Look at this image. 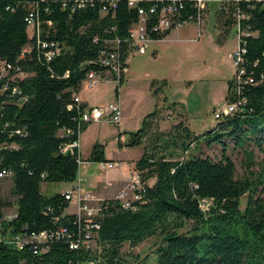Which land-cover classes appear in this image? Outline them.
I'll use <instances>...</instances> for the list:
<instances>
[{
	"label": "trees",
	"instance_id": "trees-1",
	"mask_svg": "<svg viewBox=\"0 0 264 264\" xmlns=\"http://www.w3.org/2000/svg\"><path fill=\"white\" fill-rule=\"evenodd\" d=\"M198 1L0 0V62L11 66L0 81V170L12 173L16 197L10 220V204L0 198V264H128L124 246L154 236L162 242L157 264H264V158L255 160V151L264 155V1L225 0L216 16L220 39L240 25L242 67L255 82L239 90L230 82L227 102L247 100L237 113L202 136L182 122L152 136L155 111L130 134L125 147H144L135 164L142 183L138 200L127 207L118 198L102 200L94 216H79L68 212L63 192L43 193V185L76 181L79 149L64 150L90 125L80 122L88 105L77 97L90 72L111 74L101 58L119 42L128 66L129 31L139 10L173 5L174 18L190 23L199 18ZM31 19L39 34L29 33ZM50 51L56 52L52 59ZM147 139L153 141L144 146ZM203 143L220 145L221 159L186 155ZM230 144L244 152L241 176ZM88 161L108 162L104 146L97 143Z\"/></svg>",
	"mask_w": 264,
	"mask_h": 264
},
{
	"label": "rangeland",
	"instance_id": "rangeland-1",
	"mask_svg": "<svg viewBox=\"0 0 264 264\" xmlns=\"http://www.w3.org/2000/svg\"><path fill=\"white\" fill-rule=\"evenodd\" d=\"M219 8V2H210L207 29L209 34L216 32L215 20ZM231 36L236 39L235 29L231 31ZM231 36L224 48H221L216 41L208 39L207 35L198 43L151 42L146 54H132L129 57V71L123 73L122 85L117 80L111 79L103 82L96 89L89 91L85 89V93L94 91V103L103 106L117 100L116 89L118 88L123 118L119 125L104 122L91 123L81 133L80 151L83 159H86L98 143L104 146L105 155L114 159L116 164L114 169L107 171L102 170L99 163L82 167L81 176L86 179L82 184V193H89L96 199L102 200L93 192L85 191L84 187H88L96 180L103 182L107 178L114 177L118 169L121 170L123 167L120 161L122 158L144 153L143 146L129 148L125 153L120 152L119 140L121 135H124L125 141H128L130 134L138 132L143 127L147 116L155 111L158 115L151 122L152 136L158 132L166 134L180 122L188 126L196 136H202L216 127L218 121L214 118V112L228 103L229 84L235 73L228 54L238 46V38L233 41ZM228 49L233 50L229 52ZM155 50L158 52L156 55ZM95 90L99 91L95 92ZM152 141L147 139L144 146ZM161 144L159 142V145ZM192 153L220 160L222 148L218 144L209 147L203 143L200 144L199 149L192 147L186 155L189 156ZM228 153L235 161L238 175L241 176L246 169L243 150L233 149V145L230 144ZM263 158V154L255 151L256 162ZM134 172L129 173L128 182L116 192L115 198H119L123 203L131 201L134 197V191L129 189ZM11 185L12 179L9 178L0 185V198L10 204L5 210L7 219L13 216L16 209V197L12 194ZM42 188L45 195H52L65 192L71 188V185L49 184L43 185ZM246 202L247 198L244 197L242 209L245 208ZM208 206L209 204H203L204 209ZM77 208V201L72 202L70 211H77ZM188 231L189 228L182 230L183 233ZM161 243V237L154 236L137 247L126 244L122 253L128 260V264H157L156 249Z\"/></svg>",
	"mask_w": 264,
	"mask_h": 264
},
{
	"label": "built area",
	"instance_id": "built-area-1",
	"mask_svg": "<svg viewBox=\"0 0 264 264\" xmlns=\"http://www.w3.org/2000/svg\"><path fill=\"white\" fill-rule=\"evenodd\" d=\"M130 5H135V2H130ZM112 8H116V3H112ZM197 8L200 11L199 18L194 22L198 25H201L204 16L202 15L207 8V0H199L197 3ZM104 12H107V8H103ZM177 8L173 5L163 7L160 12L157 11L156 7H151L148 11L144 9L139 10V21L137 24L133 25L129 31L130 41L132 46V54H140L144 55L147 53V49L149 44L153 42L152 35H157L163 37L174 30H179L183 26H185L186 22H178L174 16L177 12ZM157 15L155 21H151V16ZM30 28L33 30L37 29V33L39 34V25L33 19L29 20ZM237 38H238V46L235 50L228 54V58L231 61L235 73L233 76V82L236 85V89L239 90L243 84H254L253 76L247 75L246 70L242 67L243 62V54L246 52L245 48L242 47L240 39L242 35V30L240 25L237 26ZM164 37V38H165ZM47 47V44L43 45ZM117 47L112 52L108 53V55L103 56L101 58V64L111 70V74L116 76L117 82L120 83L123 73L127 71L126 65L121 62L120 59V42L115 46ZM56 55L55 51H50L47 53L49 59H52ZM128 61V60H127ZM11 66L5 65L0 62V81H2L8 74ZM112 75V76H113ZM105 78L101 77L98 73L90 72L87 76V79L84 83L83 88L88 90H93L98 88L103 82ZM5 91V88H4ZM13 93H17V90H12ZM79 100V97H77ZM247 103V100L241 99L236 102H228L224 104L222 107L217 108L214 112V118L216 121H220L225 117L231 116L237 113L241 107H243ZM123 118L122 106L120 101H115L103 106H94L86 109L80 119L81 124H91V123H113V124H121ZM79 141L73 144L68 145L65 148V152L72 151L74 148L79 149ZM79 171L78 177L75 184L67 191L64 192L67 200L70 203H74L77 201L78 208L75 213L79 216L87 215L94 216L99 211V204L102 200L96 199L94 196L89 193H82V184L85 183L86 179L81 176V168L84 165H91L90 162H84L81 159L78 160ZM116 164L114 162H103L100 163V168L104 171L114 169ZM12 176V173L8 170H0V185L5 179H8ZM132 180L130 181L129 189L134 191V197L131 201L138 200L139 193L142 190V183L138 172L135 170L132 176ZM122 197V196H121ZM119 199V198H118ZM120 200V199H119ZM131 201L123 203L124 206H129ZM94 202V203H93ZM95 205V206H94ZM15 216H12L8 220L12 219ZM42 239L45 238V235L41 236ZM90 238V237H89Z\"/></svg>",
	"mask_w": 264,
	"mask_h": 264
},
{
	"label": "crops",
	"instance_id": "crops-1",
	"mask_svg": "<svg viewBox=\"0 0 264 264\" xmlns=\"http://www.w3.org/2000/svg\"><path fill=\"white\" fill-rule=\"evenodd\" d=\"M128 1L138 3L140 1H151V0H128ZM212 1L219 2L220 6L222 5L223 2H225V0H207V8L204 12L205 14H204V18H203L201 25H198L197 23H194V22L187 23L181 29L172 31L164 39L154 40V41L157 43H169V42H175V41H180L183 43H188V42L189 43H198V42H201L207 35L208 39L216 41L220 45L221 48L226 47L227 43H228V39H230L231 35L227 36L224 39L223 38L218 39L220 34H221V31L219 30V27L217 24V19L215 20L216 21V25H215L216 32L213 34H211V33L209 34L207 31V29H208V18H209V4ZM258 1H264V0H258ZM235 30H236V39L231 36L234 39L233 41L237 40V29L235 28ZM29 33L31 35L33 34V30L31 28H29ZM233 49H228V50L230 52ZM157 53L158 52L155 50V55ZM127 64H128L127 70L129 71V69H128L129 68V62L128 61H127ZM111 79L115 80L111 74L107 73L104 82H108ZM85 91H86L85 88H83V90L79 93V95H78L79 100L83 103H86L88 105V108L94 107V106H99L98 104L94 103V96H93L94 91L88 92V93H85ZM87 91H89V90H87ZM96 91H99V90H95V92ZM115 101L121 102V95H117V100H115ZM115 101H112V102H115ZM112 102H110V103H112ZM121 136L122 137L120 138L119 141L123 144V146L120 147V149H121L120 152L125 153V151H127L130 147H125V143L127 142V141H125L126 137H123L124 135H121ZM79 144H80V138H79ZM79 152L81 155V160L88 163L89 162L88 159H89L92 151H90V153L87 155L86 159L82 158V154L80 151V145H79ZM142 155H143V153L140 152L137 155H132L130 157L122 158L120 161L123 163V167L121 168V170L118 169L119 171L116 173V175L114 177L107 178L103 182H100V181L98 182V180H96L95 182L90 184L88 187L83 186L84 190L88 191V192H90V191L93 192V194H95L96 197H98L102 200L115 198V196H117V193H116L117 190L119 188L123 187L126 184V182H128L127 180L129 179V173L131 171H135V164L142 157ZM105 157L108 160V162H115L114 159L109 158L107 155H105ZM92 164L93 163H91V165ZM99 165H100V163H99ZM84 166H86V165H84ZM87 166H89V165H87ZM81 170H82V168H81ZM80 173H81V171H80ZM9 179H11V178H9ZM75 182L73 184H71V187L75 184ZM12 188H13V181H12V185H11V190H12ZM68 190H66L65 192H67ZM70 209H71V206L68 209V212H70V213L75 212L74 210L70 211ZM15 214H16V209H15V212L13 213V216ZM5 218L7 219L6 216H5Z\"/></svg>",
	"mask_w": 264,
	"mask_h": 264
}]
</instances>
